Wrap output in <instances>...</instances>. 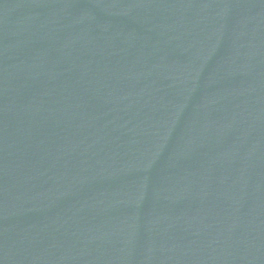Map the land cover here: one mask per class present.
<instances>
[{
	"label": "water",
	"instance_id": "obj_1",
	"mask_svg": "<svg viewBox=\"0 0 264 264\" xmlns=\"http://www.w3.org/2000/svg\"><path fill=\"white\" fill-rule=\"evenodd\" d=\"M0 264H264V0H0Z\"/></svg>",
	"mask_w": 264,
	"mask_h": 264
}]
</instances>
